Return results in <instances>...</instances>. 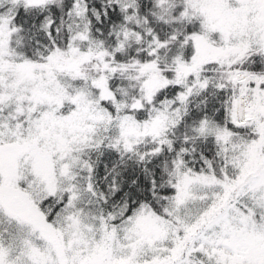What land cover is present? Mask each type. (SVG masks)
<instances>
[{"label":"snow or ice","instance_id":"snow-or-ice-1","mask_svg":"<svg viewBox=\"0 0 264 264\" xmlns=\"http://www.w3.org/2000/svg\"><path fill=\"white\" fill-rule=\"evenodd\" d=\"M0 264H264V0H0Z\"/></svg>","mask_w":264,"mask_h":264}]
</instances>
